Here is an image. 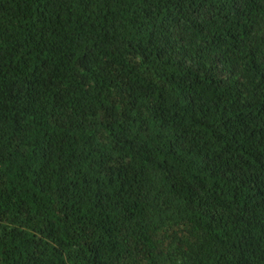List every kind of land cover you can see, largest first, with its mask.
<instances>
[{"label":"trees","instance_id":"1","mask_svg":"<svg viewBox=\"0 0 264 264\" xmlns=\"http://www.w3.org/2000/svg\"><path fill=\"white\" fill-rule=\"evenodd\" d=\"M0 264H264V0H0Z\"/></svg>","mask_w":264,"mask_h":264}]
</instances>
